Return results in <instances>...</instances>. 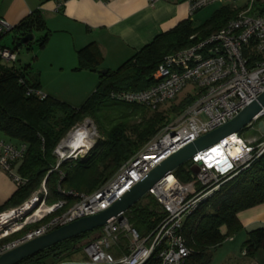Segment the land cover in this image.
<instances>
[{"label":"built area","instance_id":"2783aa9c","mask_svg":"<svg viewBox=\"0 0 264 264\" xmlns=\"http://www.w3.org/2000/svg\"><path fill=\"white\" fill-rule=\"evenodd\" d=\"M66 1L61 0L57 8ZM159 1L163 0H149L151 5ZM224 1L186 0L189 17L211 4ZM244 2V10L223 28L165 56L153 74L154 82L148 88L136 92L109 93L113 101L149 109H157L174 101L187 87L192 88L190 95L194 99L174 124L164 126L98 190L90 194L67 192L76 201L64 213L44 222L64 205V201H59L40 218H31L41 206H46L47 190L44 182L22 204L0 211V256L73 221L109 208L169 156L226 124L264 92V14H251L256 0ZM14 27L0 18V40L6 34H12ZM190 39L193 40L194 36ZM16 61L15 51L0 44V63L14 64ZM19 84L25 87L26 96L40 100L46 98L41 89L27 84L24 78L19 79ZM259 122L264 124V107L244 128L255 132L256 136L243 140L237 133L230 135L237 142H226L230 137L227 136L186 163L190 170L192 164L202 163L200 172L192 174L189 182L178 181L172 172L148 191L147 196L152 197L164 213L152 232L141 236L129 226L123 215L100 228V237L83 247V264H146L152 256L158 264H184L191 251L181 236L183 220L222 184L247 169L264 154V133L261 134L257 129ZM233 145L238 148L235 156H231L228 151ZM219 147L223 157L209 163L206 156ZM63 149L58 146L54 151L60 157L57 166L65 158L77 159L80 154L72 151L68 153L67 148ZM25 152V144L0 139V170L7 174L17 188L27 183L16 171ZM65 153H68L66 157L63 156ZM36 224V228L24 232L27 227ZM121 231L129 237L130 244L128 253L116 258L109 250L111 245L118 242ZM19 233L22 234L10 239Z\"/></svg>","mask_w":264,"mask_h":264},{"label":"trees","instance_id":"16d2710c","mask_svg":"<svg viewBox=\"0 0 264 264\" xmlns=\"http://www.w3.org/2000/svg\"><path fill=\"white\" fill-rule=\"evenodd\" d=\"M241 10L221 6L197 27H193L191 20H185L170 31L156 36L115 71L103 73L98 69L102 56L95 44L78 50L76 71L86 70L98 75L94 92L80 107H72L48 95L43 100L26 96L25 87L19 84L20 78L40 89L29 79V66L0 63V135L6 141L26 145L24 158L16 171L27 180L25 186L18 188L0 206V211L22 204L44 182L46 205L64 201V205L45 222L64 213L75 203V199L68 196L67 192L90 194L98 190L166 125L171 114H177L194 99L187 96L177 106L154 111L144 106L113 101L109 93L136 92L148 88L154 82L153 74L165 56L217 32L228 21L236 18ZM251 14H264V0H256ZM35 32L43 33L38 40V46L42 49L50 33L40 11L32 12L14 27L12 50H17L16 44L20 38ZM192 36L193 40L190 39ZM85 118H91L96 123L101 139L84 158L57 166L53 155L55 148ZM136 118H141V121L131 124ZM173 174L182 183L192 179L187 164L178 167ZM144 198L148 200L147 204L140 203ZM141 200L125 212L124 218L131 228L145 236L155 229L164 213L152 197L146 195ZM263 204L264 154L247 169L222 184L183 220L181 236L191 251L184 264H209L211 250L243 231L238 214ZM37 226H29L24 232ZM246 235L242 252L244 256L254 258L258 252L264 251V226L249 230ZM99 237L100 229H97L56 244L20 264L61 263ZM146 264H158V261L152 256Z\"/></svg>","mask_w":264,"mask_h":264},{"label":"crops","instance_id":"0c3cea01","mask_svg":"<svg viewBox=\"0 0 264 264\" xmlns=\"http://www.w3.org/2000/svg\"><path fill=\"white\" fill-rule=\"evenodd\" d=\"M60 1L0 0V18L16 26L32 12L40 11L50 33L49 39L42 49L38 46L32 62L21 66H29L30 81L46 95L72 107L87 99L98 84L97 73L76 71L78 50L95 44L102 56L98 69L102 72L115 71L159 34L170 31L188 19L193 24L196 18V15L189 17L186 0H163L154 5L149 0H68L57 8ZM37 33L40 37L43 35ZM7 35L9 38L3 41V46L14 41L11 33ZM17 189L7 174L0 170V206ZM238 220L243 227L240 233L264 225V204L240 212ZM126 239L119 238L109 250L114 257L128 253L129 243H126ZM227 242H234V237L227 239ZM229 255V251L225 253L221 264L226 262ZM77 256L78 253L62 263L83 264L76 260ZM249 264L258 263L254 261Z\"/></svg>","mask_w":264,"mask_h":264},{"label":"water","instance_id":"95a60500","mask_svg":"<svg viewBox=\"0 0 264 264\" xmlns=\"http://www.w3.org/2000/svg\"><path fill=\"white\" fill-rule=\"evenodd\" d=\"M33 35H27L20 38L16 47L31 42ZM106 71H103L105 73ZM264 107V92L251 104L245 107L236 117L228 121L221 127L201 136L197 140L176 153L169 156L149 173H147L139 182H137L128 192H126L118 201L109 208L95 215L83 217L73 221L63 227L55 229L45 235L28 241L19 247L0 256V264H20L24 260L34 257L38 253L53 247L56 244L78 237L80 235L100 229L109 222L123 217L133 205L147 195L148 191L164 176L174 172L178 167L189 162L192 157L211 146L217 144L220 140L237 134L245 128L252 118ZM258 131L264 133V124L259 122ZM201 162L192 164L191 173L193 175L200 172Z\"/></svg>","mask_w":264,"mask_h":264},{"label":"rangeland","instance_id":"374dc122","mask_svg":"<svg viewBox=\"0 0 264 264\" xmlns=\"http://www.w3.org/2000/svg\"><path fill=\"white\" fill-rule=\"evenodd\" d=\"M221 6H227V7H230L232 9H240L243 8L245 6V2L244 0H225L224 2L222 3H214V4H211L201 10H199L195 15H196V18L194 19L193 21V25L194 26H197L198 24L200 23H203L205 21V19L209 16V14L211 15V12H214L216 9H218L219 7ZM244 9V8H243ZM242 9V10H243ZM241 10V11H242ZM240 11V12H241ZM9 38V35L3 37L0 41V44L2 45L3 44V41L6 42V40H8ZM40 36L38 33H35V36H34V39L27 45V46H23L21 48H17V50L15 51V54L17 56V61L15 62V65L16 66H21L23 64H26V63H29V62H32V57L34 55L37 54V50H38V40H39ZM7 45H5L6 47L10 48V49H13V43H6ZM42 91V90H41ZM43 92V91H42ZM192 92V88L191 87H187L185 88L181 93L180 95L172 102L166 104V105H163L157 109H152V110H166L168 109L169 107H172V106H177L180 104V102L185 99L187 96H191L190 93ZM44 93V92H43ZM193 97V96H191ZM86 100L83 99L81 101V103L77 106V107H80L83 102ZM184 111V109H182L180 112H178L177 114H171L170 118H169V121L166 123V125H169V124H174L178 118L180 117V115L182 114V112ZM148 113V112H147ZM147 116V114H146ZM141 119V118H140ZM136 118V120H133L131 122V124H134V123H137V122H140L141 120ZM165 125V126H166ZM164 127V126H163ZM81 128H84L88 131V134L90 136V140L92 141V146L89 150L87 151H84V152H79L80 154L77 156V159H80V158H84L85 156H87L90 151L93 149V147L97 144L98 140L101 139L100 137V133L98 131V127L96 125V123L91 119V118H85L80 124L76 125L75 128H73L67 135L66 137L59 143V147L60 148H63V150L66 149L65 147V144L67 142V140L70 138V136L75 132L77 131L78 129H81ZM241 139H248L252 136H256L255 132L251 131V130H248V129H243L241 130L240 132H238L237 134ZM153 138V137H152ZM151 138V139H152ZM264 138V137H263ZM262 138V139H263ZM0 139H4L1 135H0ZM150 139V140H151ZM146 143L143 145L145 146ZM58 146L55 148V150L58 148ZM142 146V147H143ZM141 147V148H142ZM140 148V149H141ZM54 150V151H55ZM69 153V151H68ZM68 153H65L63 156L66 157L68 155ZM77 153V152H76ZM53 155L55 156L56 158V163L58 161H60V157L55 154V152H53ZM75 159H64L63 162H74ZM62 162V163H63ZM43 183V182H42ZM40 189V187L38 188V190ZM37 190V191H38ZM81 194V193H79ZM150 197V196H149ZM76 201V200H75ZM148 200L147 199H143L141 200V204H147ZM51 206V205H50ZM49 205H46V207H50ZM130 226V225H129ZM257 226H264V225H257ZM257 226L253 227V229L257 228ZM249 230H252V229H249ZM247 230V231H249ZM243 232V233H239L237 235H234V242H227V243H223L221 246L215 248L214 250H211L210 254V262L209 264H221L222 263V259L224 258L225 256V253L229 251L230 255H229V258L226 260L225 263L223 264H249L251 262L254 263V261L258 264H264V251H260L258 252L254 258H250V257H246V256H242V245L244 243V241L246 240V232ZM148 234H146L145 236H147ZM123 238L126 239V243L130 244V239L129 237L126 235L125 232H122L121 231V234L119 235L118 237V240L119 238ZM121 244V242H120ZM113 245H111V249H112ZM111 251V250H110ZM81 252H79V256H77L78 258H76L77 261H79L80 263H83L85 262L84 258H83V255L80 254ZM229 262V263H227ZM22 264H25V263H22ZM50 264H57V263H50Z\"/></svg>","mask_w":264,"mask_h":264},{"label":"bare ground","instance_id":"6f19581e","mask_svg":"<svg viewBox=\"0 0 264 264\" xmlns=\"http://www.w3.org/2000/svg\"><path fill=\"white\" fill-rule=\"evenodd\" d=\"M235 137L234 136H230L229 138H227L226 142H230L234 141ZM92 146V141L90 140V136L88 134V131L84 128L78 129L77 131H75L70 138L67 140L65 147L68 149L69 152H84L87 151L91 148ZM67 151V152H68ZM229 154L231 156H235L238 148L236 146H231V148H229ZM207 157V161L210 163L216 159L222 158L223 157V152L222 149L219 147L216 150H214L213 152L209 153ZM51 209L50 207H46V206H41L32 216L31 218H40L44 213L49 212Z\"/></svg>","mask_w":264,"mask_h":264}]
</instances>
